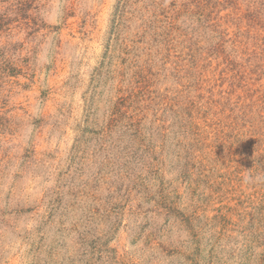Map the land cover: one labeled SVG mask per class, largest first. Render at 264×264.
<instances>
[{
    "label": "rangeland",
    "instance_id": "1",
    "mask_svg": "<svg viewBox=\"0 0 264 264\" xmlns=\"http://www.w3.org/2000/svg\"><path fill=\"white\" fill-rule=\"evenodd\" d=\"M264 0H0V264H264Z\"/></svg>",
    "mask_w": 264,
    "mask_h": 264
},
{
    "label": "clouds",
    "instance_id": "2",
    "mask_svg": "<svg viewBox=\"0 0 264 264\" xmlns=\"http://www.w3.org/2000/svg\"><path fill=\"white\" fill-rule=\"evenodd\" d=\"M242 182L246 185L264 183V175H253L252 173H249L248 175L242 177Z\"/></svg>",
    "mask_w": 264,
    "mask_h": 264
}]
</instances>
